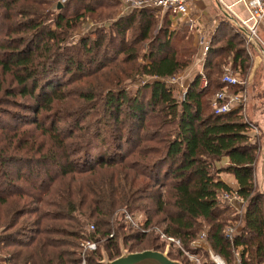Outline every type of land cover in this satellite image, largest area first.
Segmentation results:
<instances>
[{"label":"trees","instance_id":"trees-1","mask_svg":"<svg viewBox=\"0 0 264 264\" xmlns=\"http://www.w3.org/2000/svg\"><path fill=\"white\" fill-rule=\"evenodd\" d=\"M53 2L0 0V264H80L83 241L97 244L85 250V264H100L102 238L111 259L119 238L130 252L162 250L147 232L154 224L197 255H208L191 245L206 225L226 264H264V195L255 181L261 137L242 107L211 109L224 86V56L243 77L250 71L244 33L219 22L202 72L179 99L163 80L183 71L196 49L183 45L187 28L172 27L168 12L160 21L155 10L134 9L67 54L63 43L85 15L120 1L65 0L56 11ZM146 76L152 81L126 90V80ZM102 127L112 146L96 155ZM222 173L236 182L243 212L219 199L232 191ZM123 209L145 217L125 227ZM229 226L238 228L231 237Z\"/></svg>","mask_w":264,"mask_h":264},{"label":"built area","instance_id":"built-area-1","mask_svg":"<svg viewBox=\"0 0 264 264\" xmlns=\"http://www.w3.org/2000/svg\"><path fill=\"white\" fill-rule=\"evenodd\" d=\"M124 9L126 11H131L132 9H141L147 8L155 10L156 12H161L162 14L168 12L170 18L173 21V25L177 24L182 18L188 16V7L189 3L192 0H119ZM245 6L248 12V18L246 19H238L239 28L246 34V41L248 43L253 42V39L258 40V31L257 28L261 20H264V0H240ZM203 55L209 49V42L201 39L200 41ZM201 73V72H200ZM166 80V83L173 84L174 82H178V78L169 77ZM163 80V81H165ZM221 81L224 83V86L218 89L211 101V105L213 107V111L216 114L226 113L231 111L234 107H242V112H244V107L247 104V92L245 90L232 91L230 86H235L240 84L241 81L239 78L229 72H224L221 78ZM201 84L202 86L206 85L205 76H201ZM183 98L185 96V92L182 94ZM250 127L254 133V135H259L260 131L258 128L252 123ZM219 199L230 206L235 213H241L244 210V200L238 195L236 190H232L231 192H222L219 196ZM123 222L127 225L136 226L137 222H135V218L128 212L125 211L122 215ZM90 229L93 228L92 225L89 226ZM238 232V228L236 226H229L225 233L227 236L233 235ZM160 237L164 239L167 245H176L185 256L188 257L189 260H195L197 264H202L198 259V256L189 252L184 247H182V243L178 238L167 235L165 232H160ZM191 245L197 248H203L209 251L211 256H214L213 250H210V246L207 243V233L206 231L200 232L197 235L196 240H194ZM96 248V242L94 241H83L82 249L80 253H82V260L80 264H85L86 260L84 257L85 250H94ZM163 252V251H162ZM164 253L167 254L165 251ZM168 255V254H167ZM218 257V256H215ZM239 259H237V263L239 264ZM218 263V262H217ZM219 264V263H218ZM221 264V263H220ZM222 264H225L222 261Z\"/></svg>","mask_w":264,"mask_h":264},{"label":"rangeland","instance_id":"rangeland-1","mask_svg":"<svg viewBox=\"0 0 264 264\" xmlns=\"http://www.w3.org/2000/svg\"><path fill=\"white\" fill-rule=\"evenodd\" d=\"M64 1L65 0H57V1L54 0L53 5L50 6L49 8L56 11L57 10V8H55L56 3L59 5V4H62ZM132 10H134V9H132ZM132 10L129 11V12L126 11L124 9V6L120 2V4L115 6V7L99 8L94 15L86 14L85 15L86 16L85 20H82L81 23H79V26L76 27V29L68 36L67 40L63 43L64 44L65 53H67V54H75V53H77V51H79V48H80V43L79 42H80L81 38H83L86 35H91V37H93L92 36L93 32H95L98 29L99 30L100 29L110 30L109 28H110L111 23L113 21H115L117 18H119L121 16L129 14L130 12H132ZM155 15L161 21V19H162L161 17H162L163 14L161 12H158V11L156 12L155 11ZM177 27H179V25ZM189 39L190 40L185 42L183 45H185L187 47V50L189 49L188 51H191V49H194V48H191V47H194V45L192 43V38L189 37ZM180 47H183V46H180ZM186 47H184V48H186ZM195 49H196L195 52H194L195 54L192 55V57L190 59V64L183 71H181L180 73L174 75L175 78L179 79L178 82L176 81L173 84H169V83H166V80L164 81L166 86L171 88L173 90L174 95L176 97H178L179 99H183V95L182 94L184 92H186V89H187L188 85L191 82L190 79H187V81L184 82V80L186 78V75L187 74L189 75V76H187V78L192 76V79H193L194 75L197 73V72L195 73V71H197V69H196L197 67H195V59L198 60L196 58V56H197V48L195 47ZM186 58H188V55H186ZM224 59H225L224 60V65H222L223 66V71L224 72H229V73L237 76L239 78V80L241 81L240 84L243 86L242 89L243 90H245V89L247 90L248 96H249L250 93L251 94L253 93L256 96V92L257 91L254 90V87H255L254 84L255 83H253L252 86H250V84L248 82V79L250 78V71L248 70L247 71V75H245V77H243V75H242V73H241V71L239 69H236V71H234V68L232 67V64H231V60L232 59H231L230 56H227V57L224 56ZM200 71L202 72V69H200ZM260 76H262V73L260 74ZM150 81H152V77L146 76V77H140L134 83H132V81L126 80V82H124L125 83L124 85L126 86L125 87L126 90L130 94H133L134 89L137 87V85L148 83ZM259 83H260V80H259ZM262 98H264V97H262ZM7 108H8V106H7ZM211 109H213L212 105H211ZM242 113H244V112H242ZM243 115L245 116V114H243ZM101 132H102L101 148L100 149H96V148L94 149V154H96V155L97 154H102V153L103 154H105V153L107 154V152H109L111 150V146H112L111 137H110L109 131L106 130V128L102 127V131ZM227 175L228 174H226V173H222L220 175V177L221 178L222 177L225 178V179L222 178V180H224V181H230V179L232 180L230 175H229L228 178H226ZM125 211L126 210L123 209L121 214L125 213ZM138 212H140V214L135 213V215H136L135 216L136 217L135 222H137L138 220L140 221L141 218L144 215L143 211H138ZM118 213H119V210H118ZM144 217H145V215H144ZM90 223H92V222L90 221ZM90 225H92V224H90ZM124 226L127 227V224L124 223ZM162 227H163V225L154 224L153 228L152 229H148L147 232L152 231L157 236L158 240L160 241V243L158 242V244L162 245V250H159V251H163V252L166 251L167 254L170 253V256L172 257V259L178 260L182 264H186V261L180 255H178L177 251H181V250L176 245H167L165 243L166 241L160 237V232L163 231ZM203 230L206 231V233H207L206 225H203L202 229L199 231L198 234H200V232H202ZM124 231H126V229H122L121 231H119V233H123ZM110 235L112 236V233ZM120 236H121V234L119 235V237ZM120 242H122L121 238H119V252H120ZM207 243L210 246V250H212L211 245H210V243L208 241V238H207ZM156 244H157V242H156ZM144 245L145 244L143 242L142 244H140V246H137V247H143ZM96 246H97V244H96ZM124 248H125V246H124ZM98 249H99L98 251L101 253L100 261H102V260L103 261L111 260V258L109 257L107 251L105 250V242H104L103 238L99 242ZM200 249H203V248H200ZM126 250L129 251L128 249H126ZM203 250H205V249H203ZM206 252H207L208 255L203 254L202 251H200V250L198 251V255H197V253H193V254L198 256V259L201 261V263H202V261L206 262L207 260H213L214 262L217 261L218 263L222 264L221 261H223V260L218 255H216L214 253V251H213V253H214L213 255L214 256H211L209 254L208 250H206ZM182 255H184L183 252H182ZM215 256H218V257H215ZM187 261H189L192 264H197L195 260H189L188 257H187Z\"/></svg>","mask_w":264,"mask_h":264},{"label":"crops","instance_id":"crops-1","mask_svg":"<svg viewBox=\"0 0 264 264\" xmlns=\"http://www.w3.org/2000/svg\"><path fill=\"white\" fill-rule=\"evenodd\" d=\"M224 18L229 20L231 23H233V25L239 28L238 19L248 18V12L240 0H192L189 3L188 16L182 18L175 25H173L172 23V27H177L178 25L179 27L185 26L187 28V33L189 37L192 38L193 45L197 48L196 58L198 60L195 59V67H197L196 68L197 71H195V73L201 72L200 69H202V63L205 56L203 55L202 47L200 44L201 39L210 42L212 33L215 31L219 22ZM257 31H258L257 35L259 39L258 40L255 39V40L264 49V20L260 21ZM244 35L246 34L244 33ZM249 45L252 51V66L250 68V78L248 79V82L250 86H252V84L255 83L254 90L257 92H256V96L253 93L252 94L250 93L249 96L247 94L248 100L246 106L244 107L243 114H245V118L252 123L253 120L256 119L258 116V113H254V111L258 109V105L262 103L263 100L262 97H264V88H262L264 81L262 80V76H260V74L262 73V63L257 62L256 66H254L253 68L254 60L258 57L257 51H260V47H258L257 43L254 44L253 42H250ZM187 76L189 75L188 74L186 75L184 82H186L187 79H190V81L192 80V76L188 78ZM245 91L247 92L246 89ZM254 125L260 131L259 136L261 137V141L263 143L264 133L256 124ZM251 132H252L251 134L254 135L252 130ZM228 177L229 175H227L226 178ZM255 181H256V177H255ZM226 182L232 187V190H237V184L233 178L232 180L230 179V181H226Z\"/></svg>","mask_w":264,"mask_h":264},{"label":"water","instance_id":"water-1","mask_svg":"<svg viewBox=\"0 0 264 264\" xmlns=\"http://www.w3.org/2000/svg\"><path fill=\"white\" fill-rule=\"evenodd\" d=\"M58 6H61L59 4ZM253 43L260 47L258 57L254 60L253 68L257 62L262 63V80L264 81V49L260 44L253 39ZM262 88H264V83ZM258 113L256 119L253 120V124H256L264 133V98L262 103L258 105V109L254 111ZM261 113V114H260ZM255 177L258 190L264 195V140L261 144L259 157L255 168ZM217 262V261H216ZM222 262V261H221ZM100 264H182L178 260L170 258L166 253L154 250V249H143L140 251H127L122 242H120V255L114 259L108 261H100ZM220 264V263H219Z\"/></svg>","mask_w":264,"mask_h":264}]
</instances>
